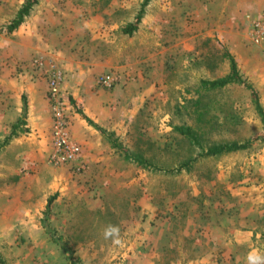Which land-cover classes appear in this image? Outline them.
<instances>
[{"label": "rangeland", "instance_id": "rangeland-1", "mask_svg": "<svg viewBox=\"0 0 264 264\" xmlns=\"http://www.w3.org/2000/svg\"><path fill=\"white\" fill-rule=\"evenodd\" d=\"M24 1L0 0V143L20 129L0 149L5 263L246 264L252 249L264 254V141L175 175L123 157L172 169L200 146L263 134L246 90L199 82L227 74V52L264 109V0H149L131 35L122 28L142 0H38L8 31ZM55 112L76 158L52 161ZM109 223L123 248L102 238Z\"/></svg>", "mask_w": 264, "mask_h": 264}, {"label": "trees", "instance_id": "trees-1", "mask_svg": "<svg viewBox=\"0 0 264 264\" xmlns=\"http://www.w3.org/2000/svg\"><path fill=\"white\" fill-rule=\"evenodd\" d=\"M38 0H25L21 6L18 8V10L15 13L14 18L11 20L10 24L8 25V31H13L17 29L21 23L23 22L24 18L29 15L31 9L34 5H36ZM149 0H142V3L139 7V10L135 17L133 18V21L126 26L122 28V32L127 35H131L137 30L138 24L141 21V18L144 14V9L146 5L148 4ZM227 62H228V72L222 77L215 78L212 80H201L199 82V86L203 91L211 92L215 90L224 89L229 85H238L242 89L246 90L249 95L250 102L254 108V111L258 117V119L261 122V125L263 127L264 131V109L263 106L260 103L259 96L253 86L248 83L244 78H242L236 63L233 59V57L229 53H224ZM26 105H23V115L25 114ZM20 120V119H19ZM89 124L90 121L86 120ZM23 122V121H22ZM96 128V127H95ZM173 130L176 131V133L185 139H187L191 144H194L196 146H200L198 138L194 132V130L191 127L188 126H174ZM18 132H20V129H18L17 124L12 126V129L9 133V135L0 143V149H2L10 139L17 136ZM102 133V131L100 130ZM264 141V132L262 135L258 137H254L253 139L245 140L244 142H223L218 144H213L205 149L201 148L200 146V153L195 157L188 159L181 164H179L177 167L172 169H164L160 168L147 159L139 156V155H128L126 152L123 153V157L125 160H128L130 163L134 164L136 167L153 172V173H162L164 175H175L183 171H188L192 163L195 161L197 157H214L219 156L222 154L232 153L236 151H242L249 148V146L252 144V142L255 141ZM113 144V142H112ZM113 147L116 145H112ZM51 199H48L47 206L51 202ZM262 238L264 239V233H262ZM0 264H6L5 261L0 257Z\"/></svg>", "mask_w": 264, "mask_h": 264}, {"label": "built area", "instance_id": "built-area-1", "mask_svg": "<svg viewBox=\"0 0 264 264\" xmlns=\"http://www.w3.org/2000/svg\"><path fill=\"white\" fill-rule=\"evenodd\" d=\"M258 25V24H257ZM54 126H53V140L56 148V153L53 158H57L53 162H59L60 159H72L76 158L79 153V148L76 144L69 142L65 131H62V123L60 122V115L58 112L54 114ZM58 154V155H56Z\"/></svg>", "mask_w": 264, "mask_h": 264}, {"label": "clouds", "instance_id": "clouds-1", "mask_svg": "<svg viewBox=\"0 0 264 264\" xmlns=\"http://www.w3.org/2000/svg\"><path fill=\"white\" fill-rule=\"evenodd\" d=\"M101 235L105 241L110 242L113 248H123L125 246V240L122 237L121 228L118 224H106L102 228ZM246 264H264V254H261L257 249H252L247 254Z\"/></svg>", "mask_w": 264, "mask_h": 264}]
</instances>
